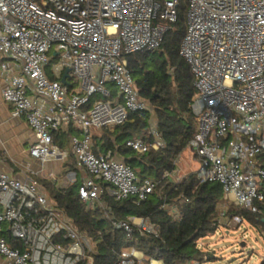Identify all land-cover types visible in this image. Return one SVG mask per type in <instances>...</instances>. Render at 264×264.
<instances>
[{
	"label": "built area",
	"instance_id": "1",
	"mask_svg": "<svg viewBox=\"0 0 264 264\" xmlns=\"http://www.w3.org/2000/svg\"><path fill=\"white\" fill-rule=\"evenodd\" d=\"M178 6L179 0H0L1 92L12 115L25 117L32 130L30 155L42 166L66 160L71 151L84 172L79 197L88 208L101 206L129 236L137 229L162 238L148 216L117 219L105 197L141 204L158 180L140 179L111 148L96 151L94 136L130 113L154 110L126 55L158 48ZM186 22L180 54L197 90L191 104L197 131L187 147L199 164L183 173L178 156L172 170L161 169L162 177L178 183L194 173L198 183L219 182L227 202L262 217L264 234V0H187ZM148 122V137L128 138L125 147L144 153L166 145L150 115ZM72 128L79 134L70 135L64 149L55 136ZM29 171L18 177L0 162L5 264H98L96 240L48 195L39 171ZM161 208L181 217L175 204ZM145 261L144 252L131 247L110 264ZM149 264L163 261L151 258Z\"/></svg>",
	"mask_w": 264,
	"mask_h": 264
},
{
	"label": "trees",
	"instance_id": "2",
	"mask_svg": "<svg viewBox=\"0 0 264 264\" xmlns=\"http://www.w3.org/2000/svg\"><path fill=\"white\" fill-rule=\"evenodd\" d=\"M186 11L187 0H179L178 18L165 32L158 48L126 55L136 86L154 108L157 128L166 145L158 150L138 153L122 143L128 138L148 137V111L130 113L124 123L113 129H104L101 136H94L96 151L97 148H111L116 156L125 157L124 161L140 179L152 177L158 180L154 192L141 204H136L132 198L115 200L106 196L105 199L117 219L127 220L130 215L148 216L160 226L162 238L143 235L137 229L129 236L125 229L113 226L101 206L88 208L79 197L80 181L70 183L65 191H61L53 183L39 179L77 227L96 240L98 264H110L121 250L131 247L144 252V264H149L151 258L161 259L163 264L201 261L210 252L199 247L198 240L216 231L223 207H226L225 217L245 218L263 226L262 217L227 202L219 182L198 183L194 173L178 183L170 176L162 177L161 169L174 168V160L197 131L191 107L197 94L194 76L189 63L180 54V44L187 29ZM58 136H55L56 143H59ZM163 202L177 205L181 217L174 218L168 210L161 208Z\"/></svg>",
	"mask_w": 264,
	"mask_h": 264
},
{
	"label": "crops",
	"instance_id": "3",
	"mask_svg": "<svg viewBox=\"0 0 264 264\" xmlns=\"http://www.w3.org/2000/svg\"><path fill=\"white\" fill-rule=\"evenodd\" d=\"M1 85L2 80L0 76V162L5 167H8L12 174L18 177H23L28 173L31 174L29 170L39 171V179L53 183L54 187L61 191L66 190L69 182L81 181L84 172L77 166L71 151L66 160H59L57 164L51 161L42 166L30 155L29 150L33 141L32 130L28 126L25 117L12 115V106L4 100ZM72 134H79V131L72 128L70 132L63 133L57 137L58 142H61L60 147L64 149L70 148L69 136ZM117 157L125 160V157L122 155H117ZM54 171L56 174L58 172L64 176V185L62 177H56ZM47 174H52L53 178H45ZM0 264H5L1 256ZM260 264H264V258Z\"/></svg>",
	"mask_w": 264,
	"mask_h": 264
},
{
	"label": "rangeland",
	"instance_id": "4",
	"mask_svg": "<svg viewBox=\"0 0 264 264\" xmlns=\"http://www.w3.org/2000/svg\"><path fill=\"white\" fill-rule=\"evenodd\" d=\"M97 97L101 98V95L98 94ZM150 116L152 121L156 122L154 111L150 112ZM180 157L182 160L180 168L183 173L189 174L198 167L199 162L188 147L181 152ZM53 162L57 164L59 160ZM55 176L62 177L63 185L65 184V178L61 173L57 172ZM48 195L51 196L49 191ZM219 220L216 231L198 240V245L210 252L201 260V264H260L264 258V234L261 226L245 218L238 222L235 218L221 216ZM242 242L245 244L242 245ZM185 264H192V261Z\"/></svg>",
	"mask_w": 264,
	"mask_h": 264
},
{
	"label": "water",
	"instance_id": "5",
	"mask_svg": "<svg viewBox=\"0 0 264 264\" xmlns=\"http://www.w3.org/2000/svg\"><path fill=\"white\" fill-rule=\"evenodd\" d=\"M67 74H68V69L66 70V72L64 73V75H63V77H62V81L63 82H66V76H67ZM264 220V219H263ZM245 243L244 242H242V245H244Z\"/></svg>",
	"mask_w": 264,
	"mask_h": 264
}]
</instances>
